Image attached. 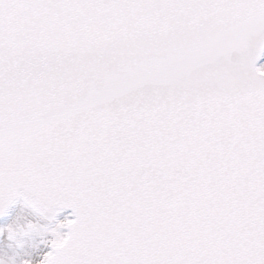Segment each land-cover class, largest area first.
I'll return each mask as SVG.
<instances>
[{"label": "snow or ice", "instance_id": "snow-or-ice-1", "mask_svg": "<svg viewBox=\"0 0 264 264\" xmlns=\"http://www.w3.org/2000/svg\"><path fill=\"white\" fill-rule=\"evenodd\" d=\"M0 264H264V0H0Z\"/></svg>", "mask_w": 264, "mask_h": 264}, {"label": "bare ground", "instance_id": "bare-ground-1", "mask_svg": "<svg viewBox=\"0 0 264 264\" xmlns=\"http://www.w3.org/2000/svg\"><path fill=\"white\" fill-rule=\"evenodd\" d=\"M63 217L61 216V219H62Z\"/></svg>", "mask_w": 264, "mask_h": 264}]
</instances>
